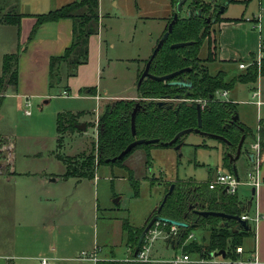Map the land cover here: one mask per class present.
<instances>
[{"label":"rangeland","instance_id":"rangeland-1","mask_svg":"<svg viewBox=\"0 0 264 264\" xmlns=\"http://www.w3.org/2000/svg\"><path fill=\"white\" fill-rule=\"evenodd\" d=\"M15 2L20 6L21 0H0V7L9 10ZM173 2L100 0V31L97 37L102 65L99 85L96 86L98 93L91 94L86 89L70 90L67 85L69 78H64L52 88L48 85L47 96L30 98L31 105L28 107L26 99L20 102L13 93L6 92L4 96L0 94V138L6 142L4 148L1 142L0 160L6 171L11 168L12 171L16 170V174H12L9 180V189L14 197L18 192L33 195L34 191L44 197H51L52 205L59 206L56 207L59 211L51 219L48 218V223L52 220L55 221L52 224L59 225L62 223L58 220L61 221L63 210L67 211L65 215L69 218L63 217L66 223L61 224V237L55 242L69 243L73 250L79 249L77 259L95 264L90 259L94 252H97L98 259L109 256L118 259L132 257L133 247L127 245L128 232L124 230V222L128 221L136 231L146 226L169 191L171 186H168V182L184 179L205 182L213 176L215 178L218 169L229 171L224 165L228 144L220 138L193 130L181 136L183 144L179 149L160 145L148 148V144H144L137 146L121 164L99 165L96 177L92 179L96 196L92 194V201L89 196L88 203L77 201L82 198V186L78 178H64L63 175L66 173L63 157L91 152L96 138L98 113L112 101L105 100L100 105L96 94L101 93L103 97L129 95L136 90L137 76L145 68V60L151 57L176 9ZM19 6L17 8L20 11ZM187 6L185 4L181 15L187 14ZM222 16L243 19L237 22L238 25L228 28V41H222L219 32L218 54L222 48V56L232 55L238 62L245 63L257 57L261 45L264 47V0H236L228 3ZM206 54L207 41L201 48V57ZM219 55L215 62L208 63L212 73L226 70L230 78L241 71L237 61H221ZM65 88L70 90L69 96H62ZM218 95L228 100L221 92ZM235 105L239 120L242 121L243 117L240 116L244 114L253 134H256V112L249 110L247 105ZM27 108L30 114L25 113ZM62 112L79 114V121L89 124L85 131L61 134L59 147L57 119ZM253 141L252 133H249L243 153L237 161L239 175L243 180L251 167L247 148ZM54 174H58L61 180L48 183L47 186L52 187L49 189L43 185V181ZM239 194L249 196L251 188L240 185ZM20 219L17 217L16 223L14 220L10 223L12 229L14 226L18 229ZM157 227L165 232L170 231L161 224ZM194 234L198 239L204 237L205 243H208L210 231L204 226L195 227ZM164 236L165 233L154 238L149 255L174 259L182 255V249L168 246ZM1 242L14 243L15 239L11 233H4L0 234ZM244 245L250 255L254 254L255 235H250Z\"/></svg>","mask_w":264,"mask_h":264},{"label":"trees","instance_id":"trees-1","mask_svg":"<svg viewBox=\"0 0 264 264\" xmlns=\"http://www.w3.org/2000/svg\"><path fill=\"white\" fill-rule=\"evenodd\" d=\"M173 1L176 7L177 0ZM235 1L188 0L186 2L188 11L191 13L188 14L187 11L186 15L180 14L172 32L153 58L149 71L152 75L163 76L183 68L189 67L190 70L167 80L145 77L137 86V99L120 98L108 102L98 117L97 137L92 143L91 152L63 157L67 166L65 177L77 176L93 179L99 165L103 163L121 164L134 149L122 159L115 161L111 159L117 157L136 139H158L157 142L146 145L148 148L157 145L176 147L178 144H183L182 138L174 144L169 142L178 132L200 127L204 133L225 137L229 141L228 150L232 152L243 134H246L247 138L250 130L239 119L232 121L237 114L235 103L221 98L218 94L232 89L237 83L257 82L259 77L264 76V57L260 67L257 64H250L230 78L226 70L221 69L212 73L208 65L218 59L220 24L225 21L239 22L243 19V17H223L218 10L226 2ZM17 5L19 6L18 2H15L9 10L0 7V21L19 27L20 32L21 21L26 14L21 13ZM33 16L36 18V23L29 39L35 36L37 29L44 23L55 22L63 18H69L73 22L70 45L61 54L50 57L48 85L52 88L54 84H60L64 78L68 79L77 75L79 66L89 61L91 37L100 31V0H74ZM172 18L173 15L168 25ZM167 30L168 26L165 31ZM205 41H207V54L201 57V48ZM177 42L191 43L173 47L172 44ZM22 51L23 45L20 44L16 52L5 54L0 75V93L10 85L17 88ZM148 60L146 59L145 63ZM144 69L138 74L137 84ZM89 90L95 92V88ZM137 103L141 105V109L137 112L136 132L133 133L131 119ZM198 103L201 104V126H199ZM79 123V114L59 113L57 119L59 147H61L60 135L79 130L77 128ZM260 135L264 150V125L260 129ZM252 136L255 138V135ZM224 165L233 172V163L230 162L228 153L224 158ZM172 183L175 184L174 189L164 203L160 215L171 221H185L191 225L197 224V227L204 226L210 231L209 241L205 243L204 237L198 239L196 235L193 239H188L189 234L194 233L195 227L178 226L179 235L175 243L182 248L183 253L189 254L194 260L179 264H239L237 262L239 259L248 258L244 241L250 235H255L256 227L252 221H248L249 230L244 228L238 230L239 223L236 219L223 220L213 215L203 217L195 210L222 211L240 216L244 213L252 215L255 203V195L252 196V192L246 200H242L239 193H229L224 187L211 189L210 180L197 182L194 179H184L170 181L168 186ZM156 213L157 210L154 214ZM161 225L170 230L173 224L161 222ZM144 228L145 226L140 231H136L128 221H125L124 230L128 232L127 242L133 247L134 255L128 259L115 257L99 259L95 264H171L168 261L136 260L135 249L139 239L138 234ZM238 246H243V253L237 252ZM218 251H225V257L215 256L214 254ZM196 255L198 257H195ZM202 259L205 261H198ZM214 259L220 262H213Z\"/></svg>","mask_w":264,"mask_h":264},{"label":"crops","instance_id":"crops-1","mask_svg":"<svg viewBox=\"0 0 264 264\" xmlns=\"http://www.w3.org/2000/svg\"><path fill=\"white\" fill-rule=\"evenodd\" d=\"M72 1L74 0H21L19 8L21 13L26 14V16L22 18L20 32L19 27L0 21V75L2 73L3 58L5 54L16 52L19 48V45H23V51L21 53L19 63L18 86L17 88L12 85L8 86L5 91L0 93L2 96H4L6 92H10L13 93V95H15V97H17L20 102L23 100L25 101V99L47 96L50 57L52 55L61 54L65 48L70 45L72 41L73 22L69 18H63L55 22L44 23L37 29L35 36L32 39H29V36L32 33L36 23V18L33 15L47 12ZM238 24L239 23L235 21H225L220 24V36L222 41H228L227 36L230 35L228 33V28ZM97 36L99 35H93L90 40L89 62L87 64L80 65L78 74L76 76L70 77L68 80L67 85L70 90L81 91L86 89L88 93H98L96 86L99 85L98 80L102 61L100 44ZM222 53L223 49L221 48V51L219 52L221 56L218 54L219 60L229 63H231V61H237L232 55L231 57L226 55L222 56ZM242 69L243 68H241V70ZM135 86L136 90L129 95L121 94L103 97L100 93L96 94L95 97L99 100L100 105H102L105 100L114 101L120 98L137 99V79ZM90 88H95V92L90 91ZM227 92L228 93L226 96L228 97V100L237 103V105H247L249 110L251 109L256 112L257 134L258 125H264V76L259 77L258 81L255 83H237L232 89L227 90ZM99 115L100 113H98V117ZM243 115L241 114L240 116L241 118L243 117L241 122L250 130L252 135H256L253 134V130L250 128L247 122V118L245 115ZM97 121L98 118L96 119V122ZM81 122L82 121H80V123ZM85 123L88 127L89 123ZM95 135L97 137V127H95ZM0 140L1 154V142L3 148L6 147V142L2 138H0ZM64 165L65 169L67 170L65 163ZM3 166L4 165L2 163V168L0 169V234L11 233L15 239V242L0 243V264H40V259L42 257L50 258L52 264H93L91 261L77 259L79 257L76 256V254L80 250H73L69 243L57 244V242H55L56 239L61 237V227L66 223V220H64L63 217L67 219L69 218V216L65 215L67 211L63 210L60 217L61 221L58 220L62 223H59V225L52 224L55 222L52 220H50V223H48V218L51 219L53 215H56V213L59 211V209L56 207L59 206L52 205V199H50L51 197H44L35 191L33 195L32 193L22 194V192H18L20 195L19 199L18 194H15L14 197L13 192L9 189L8 184L10 182V178H12V174H16V170L12 171L11 168L10 170L6 171L5 167ZM261 175L263 178V183L256 189L254 209L252 212L253 215L258 210L260 214V220L255 225L256 248L255 253L251 255H256L260 261L264 262V159L261 166ZM68 177L69 176L64 178ZM73 177L78 178V180L81 182L80 186H82L80 189L82 198H78L77 201L79 203L82 201L88 203L89 196L91 197L92 201V194L96 196L92 179L80 178L77 176ZM213 178L214 176L208 179V181H211ZM60 180L61 177L58 176V174H54L50 178H47L46 181H43V185L49 187L50 189L52 187L47 186L48 183H55L59 182ZM244 186L249 187L248 185ZM252 190L253 189L251 188V192ZM239 197L242 200H246L247 195L241 196L239 194ZM19 202L20 207L18 209ZM17 217H20L21 219L18 222L19 226L16 230L15 226L12 229V225H10V223L13 220L16 223ZM165 240L167 241L168 246H172L174 249L179 247L175 243L174 239L170 240L165 238ZM127 245H129L128 242ZM251 255L247 253V257H250ZM110 258L112 257L109 256L105 259ZM151 258L157 261H170L174 259L170 257Z\"/></svg>","mask_w":264,"mask_h":264},{"label":"water","instance_id":"water-1","mask_svg":"<svg viewBox=\"0 0 264 264\" xmlns=\"http://www.w3.org/2000/svg\"><path fill=\"white\" fill-rule=\"evenodd\" d=\"M187 1L188 0H177L176 10H175V12L173 14L172 20L170 21V23L168 25V30L164 32V34L160 38L157 46L155 47L151 57L147 61L145 69H144V71H143V73H142V75H141V77L139 79L138 85H140V83L142 82V80L145 77H151V78H154V79H157V80H167V79L174 78L175 76H177V75H179V74H181V73H183L185 71H189L190 70L189 67L188 68H183V69L174 71L172 73H169V74H166V75H163V76L152 75L150 73V71H149L150 65H151V62H152L153 58L157 55V53L159 52V50L163 46L164 42L168 38L169 34L172 32L173 27H174L175 23L178 21L179 16H180L181 12L183 11V7H184V5L186 4ZM228 3L229 2H226V4L221 6V8L219 10L220 13H223L225 11L226 5H228ZM190 13H191V11H188V14H190ZM190 43L191 42H177V43L172 44V46L173 47H180V46L188 45ZM139 109H141V105L139 103H137L136 106L133 109L132 119H131L133 133L136 132V116H137V112L139 111ZM197 109H198V114H199V126H201V124H202V122H201V104H199V103L197 104ZM238 119H239V115L236 114L233 117L232 121H236ZM77 128L79 130L85 131L87 129V124L85 122L79 123V124H77ZM193 130H195L196 132L204 133V132L201 131L200 127H197L195 129H193V128L184 129V130L178 132L176 134V136L169 143L170 144H174L179 138H181V136H183L184 134H186V133H188L190 131H193ZM242 130H244V128H242ZM205 134L211 135V136L216 137V138H220L222 140H225L227 143H229V141L225 137H223L221 135L212 134V133H205ZM245 139H246V134H243L242 137H241V140L239 142L238 150H237L236 155H233L230 152L228 153V156L230 157V162L233 163V172L235 173V175L238 178H239V171H238V168H237V161L239 160V158L242 155V147H243ZM157 141H158V139H136L135 141L131 142L117 157L112 158L111 160L115 161L117 159H122L128 153H130L133 149H135L137 146L144 145V144H152V143H155ZM181 145L182 144H178L176 146V148L179 149L181 147ZM251 158H252V156L250 155L249 159H251ZM109 160L110 159H108V161ZM1 168H2V163L0 162V169ZM174 186H175V184L172 183V185H171L169 191L166 193V195H165L160 207L157 209V213L154 214L149 219V221L147 222L144 230L142 231L141 235L139 236L138 243H137V246H136V249H135V255L138 254L146 234L153 227V225L155 223H157V222H170V223H172L174 225H177L179 227H189V226L197 227V224L191 225L190 223L185 222V221H173V220L171 221L170 219L164 218V217H162L160 215V211H161L164 203L166 202L168 196L172 193V191L174 189ZM225 190H227V189H225ZM255 193H256V190L253 189L252 190V196H254ZM195 212L197 214H199L200 216H203V217H207V216L213 215V216H218V217L222 218L223 220L232 219L233 218V219H236L238 221V223H239L238 230L241 229V228H244L245 230H249L250 229V225H249L248 221L243 219L240 215H232V214H227V213L222 212V211H213V210H198V209H196ZM214 255L215 256L222 255L223 257H225V251H218Z\"/></svg>","mask_w":264,"mask_h":264},{"label":"built area","instance_id":"built-area-1","mask_svg":"<svg viewBox=\"0 0 264 264\" xmlns=\"http://www.w3.org/2000/svg\"><path fill=\"white\" fill-rule=\"evenodd\" d=\"M259 20V19H258ZM264 47L261 45V50L260 53L257 57H255L253 60H250V62L245 63V62H240L239 66L240 68H246L250 64H257L259 67L261 66L262 58L264 57ZM227 90H224L221 92L222 96L227 95ZM62 96H69V91L64 89ZM26 106L31 105V100L26 99ZM26 114H30V110L27 108L25 109ZM261 124L258 125L257 127V134L255 135L254 141L251 142L249 151L251 153L252 158L250 159V169L247 172V177L246 179H242V177L239 175V178L235 175L234 172L232 171H223L218 169L216 177L212 179L209 183V187L211 189L217 188V187H224L227 189L229 193L235 194L239 192V187L240 185H248L252 189H257L262 183H263V178L261 175V166L263 163L264 159V150L261 144V135H260V129H261ZM241 217L247 221H252L255 225L259 222L260 220V214L258 210L253 214L249 215L247 213H244L241 215ZM157 224V225H156ZM161 222H157L153 225V227L149 230V232L146 234L144 241L142 242L141 248L136 255V260L139 261H157L152 259L149 256V250H150V245L151 242L154 240L155 237H157L159 234L165 233V238L174 239L176 240V237L179 235V227L177 225H172L170 228V231L165 232L163 229H158V225H160ZM195 237L194 233H190L188 239H193ZM244 248L243 246H238L237 247V252L238 253H243ZM97 252H94L91 254L92 260L95 261V263L99 260L97 255ZM84 255H87V253H83ZM194 260L191 259L190 255L187 253H183L181 256L172 259L168 262L171 264H179V263H188V262H193ZM200 262H204L205 260H198ZM213 262H220V260L214 259ZM239 264H264V262L260 261L256 255H251L250 257L246 259H239L237 261ZM40 264H52L50 258L48 257H42L40 259Z\"/></svg>","mask_w":264,"mask_h":264},{"label":"flooded vegetation","instance_id":"flooded-vegetation-1","mask_svg":"<svg viewBox=\"0 0 264 264\" xmlns=\"http://www.w3.org/2000/svg\"><path fill=\"white\" fill-rule=\"evenodd\" d=\"M218 10H220V9H218ZM222 14V13H221ZM210 20V19H209ZM225 141V140H224ZM245 141H246V139H245ZM245 141H244V144H245ZM226 142V141H225ZM227 143V142H226ZM228 144V143H227ZM244 144H243V147H242V153H243V148H244ZM229 145V144H228ZM238 145H239V143H238ZM238 145H237V147L235 148V150L233 149L232 150V152L234 153H232V152H230V153H232L233 155H236V153H237V150H238ZM227 147H229V146H227ZM227 153H229V150L227 151ZM247 154H248V156H250L251 155V153H250V151H249V148H247Z\"/></svg>","mask_w":264,"mask_h":264}]
</instances>
